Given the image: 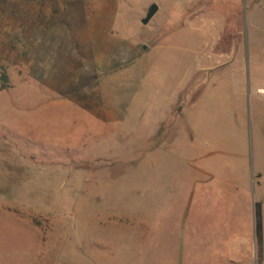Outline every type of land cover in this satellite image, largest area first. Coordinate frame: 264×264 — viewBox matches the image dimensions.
<instances>
[{
	"label": "rangeland",
	"instance_id": "374dc122",
	"mask_svg": "<svg viewBox=\"0 0 264 264\" xmlns=\"http://www.w3.org/2000/svg\"><path fill=\"white\" fill-rule=\"evenodd\" d=\"M7 5L0 264H264V0Z\"/></svg>",
	"mask_w": 264,
	"mask_h": 264
},
{
	"label": "trees",
	"instance_id": "16d2710c",
	"mask_svg": "<svg viewBox=\"0 0 264 264\" xmlns=\"http://www.w3.org/2000/svg\"><path fill=\"white\" fill-rule=\"evenodd\" d=\"M7 0H0V9L7 7ZM0 83L1 91L9 88V77L6 72V68L3 67L0 63ZM263 207L261 203L255 204V236H256V245L258 248V253L261 255L263 252V240H264V225H263Z\"/></svg>",
	"mask_w": 264,
	"mask_h": 264
},
{
	"label": "crops",
	"instance_id": "0c3cea01",
	"mask_svg": "<svg viewBox=\"0 0 264 264\" xmlns=\"http://www.w3.org/2000/svg\"><path fill=\"white\" fill-rule=\"evenodd\" d=\"M158 7V12H159V6ZM147 12H148V8H142L141 10H139V16H138V20L142 23V20L145 19L146 15H147ZM158 12L156 13V15L158 14ZM200 13H202V10L198 13L200 15ZM156 15L152 18V20L156 17ZM152 20L149 22V24L152 22ZM148 24V25H149ZM161 24H159L158 22L154 24L153 27H160ZM264 88H261V89H258L259 90H262Z\"/></svg>",
	"mask_w": 264,
	"mask_h": 264
},
{
	"label": "water",
	"instance_id": "95a60500",
	"mask_svg": "<svg viewBox=\"0 0 264 264\" xmlns=\"http://www.w3.org/2000/svg\"><path fill=\"white\" fill-rule=\"evenodd\" d=\"M157 12H158V7L156 5H153L152 7H150L145 19L142 20V24L144 26H147L149 22L152 20V18L156 15Z\"/></svg>",
	"mask_w": 264,
	"mask_h": 264
},
{
	"label": "built area",
	"instance_id": "2783aa9c",
	"mask_svg": "<svg viewBox=\"0 0 264 264\" xmlns=\"http://www.w3.org/2000/svg\"><path fill=\"white\" fill-rule=\"evenodd\" d=\"M259 94H260L261 96H264V89L259 90Z\"/></svg>",
	"mask_w": 264,
	"mask_h": 264
}]
</instances>
